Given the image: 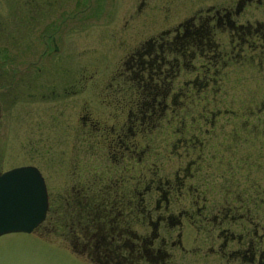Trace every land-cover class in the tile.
<instances>
[{
    "label": "flooded vegetation",
    "instance_id": "obj_1",
    "mask_svg": "<svg viewBox=\"0 0 264 264\" xmlns=\"http://www.w3.org/2000/svg\"><path fill=\"white\" fill-rule=\"evenodd\" d=\"M167 21L145 37L134 23H122V60L105 75L107 83L86 81L79 88L87 100L73 109L81 127L72 136L78 140L70 172L65 177L60 152L50 164L65 191L56 199L60 239L94 264H264V140H252L264 91L258 104L247 105L245 118L217 99L243 94L240 84L247 81L231 75L235 66L254 70L264 90V0H218ZM34 25L10 27L25 32ZM60 31L59 25L42 34L40 57L58 51ZM1 67L8 82L23 72ZM79 92L76 86L63 91ZM194 107L201 115L190 125L186 116ZM228 111L245 121L244 136ZM162 125L169 136L158 149ZM249 143L257 150L241 153ZM213 174L231 178L215 182ZM184 234L192 235L193 248L184 246ZM196 250L207 260L187 261Z\"/></svg>",
    "mask_w": 264,
    "mask_h": 264
},
{
    "label": "rangeland",
    "instance_id": "obj_2",
    "mask_svg": "<svg viewBox=\"0 0 264 264\" xmlns=\"http://www.w3.org/2000/svg\"><path fill=\"white\" fill-rule=\"evenodd\" d=\"M141 1L145 3L139 8ZM214 1L218 0H0L1 68L6 71L8 66H13L15 70L23 71L15 74L11 82H8L5 72L2 73L4 77H0V172L19 166H36L46 178L49 200L45 220L31 233L14 232L0 236V264H94L85 255L75 254L68 238L60 239V234H63L56 226L55 219L60 202L56 199L65 191L58 185L63 183L62 176H55L53 165L50 166L52 162L56 165L60 152L63 157L66 156L65 177L70 172L72 152H75L74 145L78 140L72 136L81 127L73 109L77 110L87 100L86 90L79 92V88L86 81H102L99 86L107 83L105 78L115 70L114 62L122 60L118 49L119 45L125 43V37L121 40L123 36L119 30L122 23H134L137 29H141L142 37H145L163 21L177 22L189 13L198 11L203 4H213ZM257 17L261 15L257 14ZM11 24L35 25L23 32V29L18 31L17 27H10ZM59 25L58 51H46L42 54L43 58L40 57L38 54L44 48L40 40L42 34ZM236 67L230 68L231 75L236 80L242 78L249 81L240 84L243 94L221 93L217 99L221 97L223 109H236L245 118V113H249L245 111L247 105L258 104L263 98V79L254 74V70L241 71ZM236 73H240V76ZM249 76L252 77L250 80L246 78ZM10 84L12 86L7 87ZM72 86L78 89L76 96L70 97L68 93H63ZM232 86L228 82L227 87ZM248 89H254L255 94L246 93ZM42 93L46 97H42ZM185 102L189 103L188 100ZM198 110L195 107L190 109L186 116L188 124L196 125L199 122L201 112ZM260 111H255L252 120L253 143L264 140V126L260 121L264 113L261 111V115H258ZM227 117L232 118L230 111ZM233 121L239 124L240 135L244 136L246 132L241 130L247 126L245 121ZM256 123L258 125L254 127ZM167 128L168 125L159 128L162 130L158 133V149L163 147L164 138L169 136ZM256 146L249 143L246 146L248 148H243L241 153L257 150ZM48 160L49 165L45 163ZM152 160L148 159L147 164H151ZM45 164L50 167L49 171ZM43 167L48 171L46 174L43 173ZM216 175H212V181L225 182L231 178L230 175L227 178ZM183 243L187 249L193 248L195 244L192 235L186 234ZM198 252L191 251L187 261L207 260Z\"/></svg>",
    "mask_w": 264,
    "mask_h": 264
},
{
    "label": "water",
    "instance_id": "obj_3",
    "mask_svg": "<svg viewBox=\"0 0 264 264\" xmlns=\"http://www.w3.org/2000/svg\"><path fill=\"white\" fill-rule=\"evenodd\" d=\"M48 193L40 171L32 165L0 173V236L31 233L45 219Z\"/></svg>",
    "mask_w": 264,
    "mask_h": 264
}]
</instances>
